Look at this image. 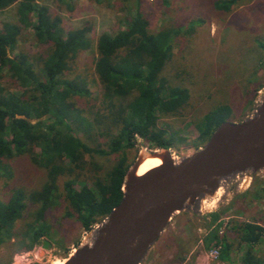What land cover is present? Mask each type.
<instances>
[{"label": "trees", "instance_id": "16d2710c", "mask_svg": "<svg viewBox=\"0 0 264 264\" xmlns=\"http://www.w3.org/2000/svg\"><path fill=\"white\" fill-rule=\"evenodd\" d=\"M239 2L216 0L213 4L228 13ZM14 3L17 23L4 21L0 27V81L5 73L20 91L0 83V179L8 167L6 160L26 154L44 169L45 181L39 189L16 188L6 201L0 198V242L10 237L28 203L38 204L33 222L18 240L20 250H26L47 236L40 221L58 200L64 201L59 203L64 206L61 218H73L85 230L120 202L129 167L126 150L134 147L138 137L154 148H170L185 141L178 128L169 129L166 123V127L159 126L157 121L165 114L180 115L189 103L190 90L168 83L160 74L173 54L176 38L184 31L181 27L151 31L149 20L136 5L125 10L120 27L97 37L94 72L102 93L94 110L88 82L66 76L70 61L91 45L90 26L64 29L60 17L36 0H0V10ZM189 25L192 30L194 22ZM21 26H30L37 42L47 45L44 56L31 57L17 50ZM253 40L254 48L264 51V34ZM252 87L248 86L249 92ZM231 116L227 103L213 105L197 121L193 143L205 142L214 128ZM113 154H117L115 162L99 173L101 166L94 162L95 156ZM77 184L81 186L77 188ZM246 195L259 197L257 192L247 191L243 197ZM229 209L210 213L203 247L220 245L219 259L233 264L232 241L218 231L219 218ZM233 229L246 246L239 264H264V255L253 249L263 242L264 229L255 221L242 222Z\"/></svg>", "mask_w": 264, "mask_h": 264}, {"label": "rangeland", "instance_id": "374dc122", "mask_svg": "<svg viewBox=\"0 0 264 264\" xmlns=\"http://www.w3.org/2000/svg\"><path fill=\"white\" fill-rule=\"evenodd\" d=\"M215 1L36 0L37 3L46 5L52 15L60 17L64 29L80 27L86 23L90 26L87 35L91 45L88 49L79 51L70 61L66 76L88 82L93 98L90 102L94 103V110L100 105L102 93L94 72L97 55L95 45L100 33L120 27L125 10L136 5L149 20L151 31L168 27L182 28L184 32L176 38L173 54L160 74L168 83L187 86L190 90L189 103L180 115L165 114L157 121L159 126L166 127L164 126L166 123L169 129L178 128L179 134L186 138L183 142H175L174 146L169 148L176 160L192 154L204 145L206 141L193 143L197 136L195 126L199 118L213 105L227 103L232 109L229 120L237 122L245 120L256 107L264 87V60L260 59L264 51L256 50L253 40L255 36L259 35L260 38L264 34V27L260 25L261 19H264V0H240L238 6L234 7L235 10L228 13L216 9L213 4ZM17 17V3L0 10V27L4 21L17 23ZM33 21L34 15H31L30 23ZM191 21L194 22L192 30L189 25ZM256 30L259 32L255 34ZM17 50L26 52L31 57L44 56L47 45L37 42L30 26H21ZM206 75L212 76L211 79ZM0 83L11 91H20L5 73ZM251 85L253 87L249 92L248 86L251 88ZM76 100L74 98L75 102ZM78 102L80 100L76 103ZM80 105L85 104L82 101ZM155 150L159 148L151 147L138 137L134 147L126 150V162L130 166L141 152ZM116 157L117 154L95 156L94 162L101 166L98 172L108 169ZM6 162L7 175L5 173L0 179L2 200L6 201L16 188L34 190L39 189L44 183V169L35 165L28 155H17ZM61 182L58 181L60 189ZM80 186L76 185L77 188ZM247 191L257 192L259 197L255 199H250L247 195L243 197ZM60 202L64 201L58 200L57 204L47 208L40 221L47 233L42 239H49L52 245L44 255L31 264H56L58 260L60 262L66 259L77 245L87 240V235L91 232L92 226L85 230L75 219L61 218L64 206L59 204ZM225 207L230 209L221 214L220 218L228 217V221L225 225L221 223L220 234L228 235V239L232 241L231 261L233 264H239V258L246 246L239 241L238 233L232 228L245 221L263 222V172L255 176L245 190H238L233 181L230 182L221 202H216L212 206L206 203L201 207L198 200L192 207L174 213L158 239L148 248L140 264H195L197 255L204 249L202 242L207 233L210 213L222 211ZM38 208V204L28 203L22 218L11 228L10 237L0 242V264H11L13 254L20 250L18 240L29 223L33 222ZM38 244H42V240L34 245ZM253 249L264 255V240ZM211 264L222 263L218 260Z\"/></svg>", "mask_w": 264, "mask_h": 264}, {"label": "water", "instance_id": "95a60500", "mask_svg": "<svg viewBox=\"0 0 264 264\" xmlns=\"http://www.w3.org/2000/svg\"><path fill=\"white\" fill-rule=\"evenodd\" d=\"M260 93L247 119L221 122L192 154L135 177L132 168L141 152L125 173L120 202L64 264H140L174 213L198 200L201 207L212 206L234 174L264 169V87ZM51 245L42 239L44 249Z\"/></svg>", "mask_w": 264, "mask_h": 264}, {"label": "built area", "instance_id": "2783aa9c", "mask_svg": "<svg viewBox=\"0 0 264 264\" xmlns=\"http://www.w3.org/2000/svg\"><path fill=\"white\" fill-rule=\"evenodd\" d=\"M259 101L260 98H258L256 107L252 110V112H254L255 109L257 108ZM250 114L248 115V117L250 116ZM262 172L264 173V169L256 171L254 173L246 172L242 174H234L232 181L238 190H245L251 185L253 178ZM222 199L223 197L216 200V202L219 201L221 202ZM105 217L106 216H104L102 219H100L98 222H95L92 225L91 232H94L99 227V225L104 221ZM227 221H228V217H222L219 219V224H220V225L218 224L219 233H222L221 223L225 225ZM257 224L264 229V220L263 222H257ZM220 248H221L220 245H214L208 249H203L202 253L197 255L195 259V264H211V262L213 261L217 262L219 260ZM44 252H47V249H44L42 247V244L33 245V247H31L30 249L18 250L13 254L11 259V264H31L34 261H36L39 257H41V255H44Z\"/></svg>", "mask_w": 264, "mask_h": 264}, {"label": "bare ground", "instance_id": "6f19581e", "mask_svg": "<svg viewBox=\"0 0 264 264\" xmlns=\"http://www.w3.org/2000/svg\"><path fill=\"white\" fill-rule=\"evenodd\" d=\"M170 153H168L167 151H163V150H155L153 153L152 152H149V153L148 152H142L136 161L135 167L132 168L133 175L135 177H139V176L143 175L144 173H146L147 171H149L155 167L163 165V164H165L169 161H172V160L176 161L173 154L172 153L170 154ZM218 193H219V191L217 192V194ZM206 202H207V200H205V203ZM214 203H216V200H214L212 202V204H214ZM73 251L71 252V254L69 256L73 255ZM56 260L54 262H56ZM65 261H66V259H62L60 262L58 260V262L56 264H64Z\"/></svg>", "mask_w": 264, "mask_h": 264}, {"label": "crops", "instance_id": "0c3cea01", "mask_svg": "<svg viewBox=\"0 0 264 264\" xmlns=\"http://www.w3.org/2000/svg\"><path fill=\"white\" fill-rule=\"evenodd\" d=\"M219 261H220V263L224 264V262L222 260L219 259Z\"/></svg>", "mask_w": 264, "mask_h": 264}]
</instances>
